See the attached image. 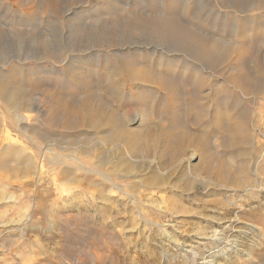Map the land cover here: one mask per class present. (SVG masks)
Segmentation results:
<instances>
[{
  "label": "rangeland",
  "instance_id": "1",
  "mask_svg": "<svg viewBox=\"0 0 264 264\" xmlns=\"http://www.w3.org/2000/svg\"><path fill=\"white\" fill-rule=\"evenodd\" d=\"M61 1L51 15L37 0H0V62L51 57L6 67L0 84L66 117L42 141L37 112L20 123L0 95V190L11 196L0 264H264V29L251 18L264 26V9L249 6L243 26L214 0ZM169 15L232 46L244 37L249 51L221 47L204 66L156 30ZM62 47L76 50L71 64Z\"/></svg>",
  "mask_w": 264,
  "mask_h": 264
},
{
  "label": "bare ground",
  "instance_id": "2",
  "mask_svg": "<svg viewBox=\"0 0 264 264\" xmlns=\"http://www.w3.org/2000/svg\"><path fill=\"white\" fill-rule=\"evenodd\" d=\"M57 0H37V6H39V7H41V9H42V11L43 12H45V13H48V14H51V15H55V14H57L58 12H57V10H58V8H59V6H61V5H59V4H62V3H59V2H56ZM59 1H61V0H59ZM84 1V0H83ZM212 1V0H211ZM62 2V1H61ZM77 2H79V1H77ZM105 2L107 3V4H109L110 6H114V1L113 0H105ZM114 2V3H113ZM180 2H182V1H180ZM214 2H215V4H218V5H220V6H222V7H224V8H232V9H234L235 11H241L242 12V14L240 15V17H238V18H240V20L239 21H243L244 22V25L243 26H245L246 25V20L248 19V20H251V19H249L248 17H247V15H249V11L247 10V8L249 7V6H254V7H256V8H258V9H264V0H214ZM59 3V4H58ZM84 3H86V1L84 2ZM87 3H90L88 0H87ZM188 3V2H187ZM91 5V4H90ZM6 6V5H5ZM119 6V5H118ZM8 7H10V6H8ZM58 7V8H57ZM73 7V6H72ZM77 7V6H76ZM76 7H74V8H76ZM79 7V6H78ZM91 7H92V5H91ZM11 8V7H10ZM38 8V7H37ZM219 8V7H218ZM116 9V8H115ZM119 9V8H118ZM249 9V8H248ZM21 9H19V12H21L20 11ZM60 10H61V8H60ZM76 10L77 9H69L68 11H67V9L63 12V14L64 13H66L65 14V17L66 18H68V17H70V18H72L76 13ZM110 10L111 11H108V13L109 14H112V11L114 10L113 8H110ZM35 11V10H34ZM59 11V10H58ZM106 11V10H105ZM115 11V10H114ZM199 11V10H198ZM234 11V12H235ZM90 12H91V10H90ZM136 13V10L135 9H131L130 11H128V13H127V15L128 16H130V15H132L133 13ZM221 12V11H220ZM229 12H231V11H229ZM32 13H36V12H32ZM79 13V12H78ZM102 13V12H101ZM114 13V12H113ZM139 13H141V12H139ZM144 13V12H143ZM143 13H141L142 15H143ZM222 13V12H221ZM217 14V13H216ZM61 15V14H60ZM134 15V14H133ZM229 15V14H228ZM61 16H63V15H61ZM96 16H98V15H96ZM148 16V15H147ZM226 16V15H225ZM252 16V15H251ZM98 17H100V16H98ZM97 17V18H98ZM132 17V16H131ZM171 17H173V16H171V15H169V16H167L166 18H164V19H166L165 21H163V24H161V25H159L158 24V29H156V27L154 28V26H153V28L154 29H156V30H160L161 31V33L165 36V35H168V36H170L169 38H173L174 40H175V45H177V50L179 51V52H182V53H184V54H186V55H188V56H190L191 57V59L192 58H194L195 60H198L202 65H204V66H210V65H213V64H215V61H217L218 60V56H220V48L221 47H223V48H232V49H239L238 50V53H239V57H243V53L245 52V51H249V48H250V46L247 44V42H246V39L243 37L244 36V34H243V39H241L240 40V43H238V46H232L231 44H229V43H231V41L233 40L234 42H235V40L234 39H232L231 37H230V39L227 41V42H225V43H222L220 40H217V38L215 39V38H212V37H209V36H206V34L204 35V34H202V33H200V32H198V31H196L195 29H193V28H191V27H189V26H186V25H183V26H179V24H178V22H176V24H174L173 22H174V20L171 18ZM63 18H64V16H63ZM66 18H64L63 20H65ZM94 18V17H93ZM113 18H114V16H113ZM112 18V19H113ZM207 18V17H206ZM251 18H254L253 20V22L255 23V21H259V23H258V25L256 24L255 26H258L259 28H261V29H264V26L262 25V23L260 22V20H259V17L257 16V17H251ZM73 19V18H72ZM85 19V18H84ZM117 19H119V18H117ZM161 19H162V17H161ZM172 19V21L173 22H171L170 20ZM175 19V18H174ZM67 20V19H66ZM163 20V19H162ZM177 20V19H176ZM175 20V21H176ZM73 21V20H72ZM110 21V20H109ZM64 22V21H63ZM76 22V21H75ZM105 22V21H104ZM123 22V21H122ZM70 23V22H69ZM71 23H74V22H71ZM70 23V24H71ZM119 23V22H118ZM130 23V22H129ZM133 23H134V21H133ZM158 23V22H157ZM233 23V22H232ZM94 24V23H93ZM101 24V23H100ZM76 25V24H75ZM122 25V24H121ZM127 26H128V24H127ZM126 26V27H127ZM134 26V25H133ZM239 26V25H238ZM242 26V27H243ZM247 26V25H246ZM250 26V25H249ZM19 27V26H18ZM74 27H76V26H74ZM118 27V26H117ZM129 27V26H128ZM149 27V26H148ZM181 27V28H180ZM145 28V27H144ZM143 28V29H144ZM255 27H253V29H254ZM123 29V28H122ZM125 29V28H124ZM123 29V30H124ZM127 29V28H126ZM129 29V28H128ZM133 29V28H132ZM153 29V30H154ZM245 29V28H244ZM251 29V28H250ZM256 29H258V28H256ZM260 29V30H261ZM14 30V29H13ZM80 30V29H79ZM91 30V29H90ZM133 30H135V29H133ZM153 30H152V33H153ZM189 30H193V31H195V32H197V36L196 37H192V38H188V37H186L185 36V34L187 35H190V31ZM255 30V29H254ZM6 31V30H5ZM81 31V30H80ZM118 31V30H117ZM129 31V30H128ZM148 31V30H147ZM155 31V30H154ZM90 32V31H89ZM192 32V31H191ZM256 32V31H255ZM35 33V32H34ZM91 33V32H90ZM93 33V32H92ZM123 33V32H122ZM139 33V32H138ZM157 33V32H156ZM72 34V33H71ZM102 34V33H101ZM101 34H99V35H101ZM132 34V33H131ZM154 34H155V32H154ZM28 35V34H27ZM103 35V34H102ZM156 35V34H155ZM233 35V34H232ZM231 35V36H232ZM92 36V35H91ZM108 36V35H107ZM160 36V35H159ZM227 38H229V36L230 35H228L227 34ZM258 36V35H257ZM256 36V37H257ZM13 37V36H12ZM163 36H161V38H162ZM24 38V37H23ZM25 38H27V37H25ZM103 38V37H102ZM160 38V39H161ZM159 39V38H158ZM164 39V38H163ZM162 39V43L164 42L165 43V40H163ZM204 39H208V40H210L213 44H212V50H207V49H205L204 47H203V44L201 43V41L203 42V40ZM232 39V40H231ZM13 40V39H12ZM20 40H23V39H19L18 41H20ZM92 40H93V38H92ZM101 39H99V41H100ZM172 40V39H171ZM205 40V41H206ZM6 41V40H5ZM38 41H40V40H38ZM225 41V40H224ZM223 41V42H224ZM8 42H10V41H8ZM15 42V41H14ZM13 42V43H14ZM90 42H92V41H90ZM96 42V41H95ZM94 42V43H95ZM158 42H160V41H158ZM169 42V41H168ZM172 42H173V40H172ZM207 42V41H206ZM209 42V41H208ZM40 43H43V42H40ZM83 43V42H82ZM93 43V42H92ZM161 43V44H162ZM236 43H237V41H236ZM3 44V43H2ZM7 44V43H6ZM12 44V43H11ZM43 44H45V43H43ZM43 44H40V45H43ZM70 44H72V43H70ZM74 44V43H73ZM79 44V43H78ZM102 44V43H101ZM0 45H1V42H0ZM46 45V44H45ZM165 45H170V44H165ZM173 45V44H172ZM236 45V44H235ZM94 46H96V44L94 45ZM174 46V45H173ZM76 47V46H75ZM167 47V46H166ZM4 48H6V46L4 47ZM43 48H45V47H43ZM63 48V47H62ZM61 48V49H62ZM90 48V47H89ZM63 49H65V48H63ZM68 49V48H67ZM33 50V49H32ZM41 50V49H40ZM45 50H46V48H45ZM70 51H76V50H71V49H69ZM69 50H66L65 49V51H64V55L65 56H63L64 57V59H65V61H67V63L68 62H70V59L72 58V52H70ZM88 50V49H87ZM216 50V51H215ZM39 51V50H38ZM44 51V50H43ZM4 52V51H3ZM45 52V51H44ZM59 52H61L60 50H59ZM38 53V52H37ZM36 52H31L29 55H27V56H25L24 58H19L18 57V59H16V60H9V61H7V62H5L3 59V62L1 61L0 62V83H2V81H1V79L3 78V77H5V74H4V70H6V67H15L17 64H20L21 62H23V61H26V62H28V61H30V62H32V61H39V60H44L45 58H51L50 57V54H48L49 56H47V54L46 55H44V54H37ZM47 53V52H46ZM51 53V52H50ZM63 54V53H62ZM54 55V54H53ZM58 55V54H57ZM56 55V56H57ZM2 56V55H1ZM12 56H14V55H12ZM3 57V56H2ZM53 57H55V56H53ZM53 57H52V59H53ZM61 57V56H60ZM184 57V56H183ZM63 59V60H64ZM220 59V58H219ZM7 60V59H6ZM62 59H60V60H56V61H63ZM194 60V61H195ZM187 61H188V59H187ZM72 62V61H71ZM71 62H70V64H71ZM24 63V62H23ZM194 63H196V62H194ZM36 64H37V62H36ZM54 64V63H53ZM68 67H69V65H68ZM15 69V68H14ZM5 72H7V71H5ZM237 76V75H236ZM242 77H243V75H242ZM236 78V77H235ZM4 80H5V78H4ZM4 83V85H5V83L6 82H3ZM8 84V83H7ZM3 84L1 85L0 84V95H1V100L5 103V105H7V106H9V108L11 109V110H13V111H15L16 112V117H17V119L20 121V123H22L24 120H25V115L23 114V111L24 110H34V111H36L37 112V119L38 120H43L45 123H46V125H47V127L45 126V128H43V132H41V134L39 135V137L41 138V140L42 141H47L48 140V136L50 137V135H52L51 134V126H52V124H54L55 122H58V120H62V121H64V119L66 118V117H60V118H56L57 117V115H53L50 111H53L54 109H43V107H42V105H41V102H40V99L37 97V99H32V96H31V94H29V92L28 91H24L23 89H22V91H20L18 88V91H16L15 89H11L12 87H13V85H12V87H11V84H8V85H10V87L11 88H9V87H5ZM21 88V87H20ZM25 89V88H24ZM26 90V89H25ZM27 105H29L30 107H27L26 108V106ZM49 110V111H48ZM61 111H63V110H61ZM68 111V110H67ZM65 112V111H64ZM64 112H62L63 113V115H66V113H64ZM73 112V111H72ZM82 112V111H81ZM55 113V112H54ZM39 114H41L40 116H39ZM136 116H137V114H136ZM56 120V121H55ZM68 120V119H67ZM66 121V120H65ZM67 122V121H66ZM69 123V122H68ZM63 124V123H62ZM58 125V124H57ZM47 133H49V135L47 134ZM72 134V133H71ZM56 135V134H55ZM54 135V136H55ZM58 135V134H57ZM53 136V135H52ZM51 136V137H52ZM53 136V137H54ZM63 136V135H62ZM66 137V136H65ZM58 137H56V139H57ZM61 138V137H60ZM59 138V139H60ZM52 139V138H51ZM54 139V138H53ZM52 139V140H53ZM55 139V140H56ZM68 140V139H67ZM87 140V139H86ZM102 140V139H101ZM59 141V140H58ZM53 142V141H52ZM64 142H66V141H64ZM103 142V141H102ZM45 143V142H44ZM60 143V142H59ZM63 143V142H62ZM106 143V142H105ZM53 144V143H52ZM61 144V143H60ZM67 144V143H66ZM48 144L46 143V147H48L47 146ZM50 145H51V141H50ZM56 145V144H55ZM59 145V144H58ZM63 145V144H62ZM104 145V144H103ZM119 145V144H118ZM7 147V146H6ZM6 147H5V149H6ZM2 149L4 148V145L1 147ZM49 148V147H48ZM47 148V149H48ZM63 148V147H62ZM19 150V149H18ZM53 150V149H52ZM9 155H10V152H4L3 153V155H1L0 154V172L3 170V171H5L6 169H7V158H9ZM11 158V157H10ZM27 159V162L23 165V168H27V169H29L30 167H34V165H33V163H32V160H31V157H27L26 158ZM26 159H24V162H25V160ZM13 161V160H12ZM15 161H17L16 159H15ZM14 161V162H15ZM20 163V162H19ZM9 166V165H8ZM5 169V170H4ZM8 169H9V167H8ZM26 170V169H25ZM7 171V170H6ZM29 171V170H28ZM23 173H25L26 174V171L25 172H23ZM63 175V174H62ZM75 180V179H74ZM2 192H1V190H0V200L1 199H3V200H5V199H11L10 197L11 196H2V194H1ZM7 201V200H6ZM8 202V201H7ZM262 224V223H261ZM255 227V226H254ZM234 229V228H233ZM232 229V231H235V230H233ZM236 229V228H235ZM261 230H263L262 232H264V224H263V227H261L260 228ZM231 231V230H230ZM236 231H238V230H236ZM223 232V231H222ZM219 233V232H218ZM218 233H214L215 234V236L218 234ZM224 234V233H223ZM264 234V233H263ZM219 235V234H218ZM227 235V234H226ZM225 235V236H226ZM167 236V235H166ZM214 236V237H215ZM231 237V236H230ZM213 239V238H212ZM214 241H216V242H218V244L219 243H223V242H225V245H227V246H229L230 245V243H232V242H234V240H231V239H229V236L227 237V238H225V237H221V235H220V237L217 239V240H214ZM234 244V243H233ZM214 245V244H213ZM217 248V247H216ZM214 249V248H213ZM221 249V248H220ZM213 252H215V251H213ZM192 253V252H191ZM196 252H193L192 254H195ZM216 253V252H215ZM198 254V253H197ZM204 255V254H203ZM211 256V255H210ZM258 256H260V258H261V255L258 253ZM194 257V256H193ZM199 257V256H198ZM209 257V256H208ZM204 258V257H203ZM212 259H213V257H212ZM212 259H210V260H212ZM210 260H207V261H204V263H206V264H210ZM194 261V260H193ZM195 261H196V259H195ZM202 261V260H201ZM213 261V260H212ZM197 262V261H196ZM201 264H202V262H201Z\"/></svg>",
  "mask_w": 264,
  "mask_h": 264
}]
</instances>
